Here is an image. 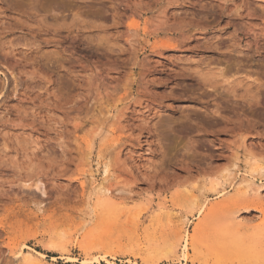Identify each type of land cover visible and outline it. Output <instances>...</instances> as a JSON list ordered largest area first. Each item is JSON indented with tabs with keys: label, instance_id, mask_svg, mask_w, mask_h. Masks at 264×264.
Returning <instances> with one entry per match:
<instances>
[{
	"label": "rangeland",
	"instance_id": "1",
	"mask_svg": "<svg viewBox=\"0 0 264 264\" xmlns=\"http://www.w3.org/2000/svg\"><path fill=\"white\" fill-rule=\"evenodd\" d=\"M95 259L264 264V0H0V264Z\"/></svg>",
	"mask_w": 264,
	"mask_h": 264
},
{
	"label": "bare ground",
	"instance_id": "2",
	"mask_svg": "<svg viewBox=\"0 0 264 264\" xmlns=\"http://www.w3.org/2000/svg\"><path fill=\"white\" fill-rule=\"evenodd\" d=\"M259 169V168H258ZM258 169H255L254 170V172H252V174H251V178H252V180H250V182H248V181H246L245 182V184L246 185H243L245 188H246V190L247 191H254V192H259V188L256 186V187H254L253 186V182H254V180H255V178H256V176L258 175V176H260L259 174H258V171L260 170H258ZM245 178V177H244ZM242 180H244V179H242ZM246 180V179H245ZM234 181H235V178H234ZM240 181V180H239ZM240 182H243V181H240ZM248 182V183H247ZM244 183V182H243ZM243 183H241V184H243ZM37 188V187H36ZM38 188H39V186H38ZM244 188V189H245ZM100 190V191H99ZM97 191H99V193L101 192V193H107L108 192V189H104L103 187L102 188H100V189H98L97 188ZM214 191H215V189H214ZM199 212V214L201 213V211L199 210L198 211ZM256 233V232H255ZM251 242V241H250ZM235 243H237V242H235ZM184 246V248H185V245H183ZM237 247V244H231L230 245V247L229 248H236ZM183 248V249H184ZM254 249V248H253ZM256 250V249H255ZM236 252V251H235ZM20 253V252H19ZM29 253V252H28ZM240 253V252H239ZM252 253V252H251ZM42 254V253H41ZM22 255V253H20V256ZM256 256V258L258 257V258H260L257 254H255ZM253 256V255H252ZM24 258L25 259H27V260H30V259H33V255H32V253H29L28 254V256H24ZM54 258V257H53ZM68 258V257H67ZM69 259V258H68ZM187 259H188V256L187 255H185V254H183V257H181V260H186L187 261ZM30 261H32V260H30ZM82 262H86L85 260H83ZM94 263H96V264H100V261L99 260H97V259H95L94 261H93ZM261 263H262V261H261ZM264 263V262H263Z\"/></svg>",
	"mask_w": 264,
	"mask_h": 264
}]
</instances>
